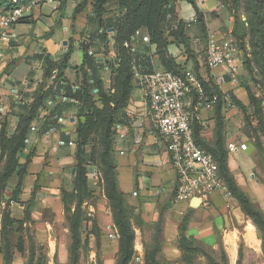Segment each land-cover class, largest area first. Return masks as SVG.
<instances>
[{"label":"rangeland","instance_id":"1","mask_svg":"<svg viewBox=\"0 0 264 264\" xmlns=\"http://www.w3.org/2000/svg\"><path fill=\"white\" fill-rule=\"evenodd\" d=\"M76 1L74 10L82 0ZM239 1V16L241 21L245 22L247 37L246 50H243V63L236 76L235 85L236 88H242L240 93L242 98L239 99L245 105V109H240L233 102L232 96L237 95L232 88L226 87L227 92H224L215 79H212L213 85H217L223 97L218 94L214 109L209 112L207 119L196 121L194 125L196 124L200 144L225 157L237 184L252 197L254 203L264 213V65L253 46L256 33L249 29L248 20L252 16L251 0ZM221 4L224 6L223 3ZM224 7L229 13L232 31L235 27V19L229 9ZM92 11L91 5L82 11L86 26L83 32L77 31L80 33V38L82 34L94 33L97 28V23L90 16ZM72 16L74 17V11ZM73 40L72 36L71 43ZM111 42L112 40L109 42L108 52H104V56H110L108 63L110 67L113 54H116V49ZM185 60V58L181 60L182 64H186ZM203 68L206 73L210 71L205 64ZM100 70L105 86L111 88L113 86L112 71L103 69V65ZM138 87L141 86L138 84ZM250 90L258 99V104L251 103ZM225 96L229 100L224 99ZM220 97L221 103H219ZM95 103L102 106V100H95ZM8 112L0 115V129L7 123ZM18 112V108L13 111V113ZM69 113L76 117L73 139L76 150V128L80 119L84 117L77 108L65 111L64 116L66 118L72 116ZM211 119L214 120L212 123H210ZM121 127V124H116L117 132L112 138V146L108 151L109 164L114 166L117 183L121 155L117 145ZM99 137V132L94 130L90 136V142L84 147V152L89 154V163L81 165L82 175L87 178L86 181L74 183L72 169L66 170L68 176L64 184L66 188L64 207L60 206V200L54 197L49 206L44 205L42 198L45 194L42 189L48 184L47 181L43 184L29 182L20 191L19 184L17 185L19 168L16 166L24 163L25 157L20 154L10 156L8 152L1 155L0 147V264H123L124 236L118 224L116 211L119 207L118 202L127 210V217L134 231V252L126 260V264H152L150 253V256L154 254L158 264H180L167 262L161 257V224L144 222L129 205L126 195L121 192L119 183L117 189L121 193V199L110 198L105 177L107 165L104 164L103 147L98 145ZM234 139L238 145L245 143L248 148L234 153L229 149V142ZM69 145L71 144L67 147H71ZM26 146L32 145L28 143ZM76 163L77 161H74L73 165ZM234 165L238 175L234 173ZM94 169L97 170L94 171ZM227 196L228 200L234 203L231 208V229L235 231L233 242L236 239L238 243V257H240L241 248L242 264H264L261 231L253 219L241 209L237 199L231 193ZM13 219L15 221H12ZM250 226L254 230V239L248 234ZM134 227H140L148 239L144 244L143 254L136 249ZM196 245L199 249L194 253L195 264H237V259L236 262H230L223 246L212 249L200 241H197Z\"/></svg>","mask_w":264,"mask_h":264},{"label":"crops","instance_id":"2","mask_svg":"<svg viewBox=\"0 0 264 264\" xmlns=\"http://www.w3.org/2000/svg\"><path fill=\"white\" fill-rule=\"evenodd\" d=\"M76 4V0L41 2L26 12L25 20L14 24L6 35L3 36L0 33V103L10 105L9 112L17 108L11 106V102L15 101V94L12 90L18 92L20 99L31 100L30 95L37 84L43 80L44 69L42 63L35 57L37 53L45 51L51 54L53 59L60 61L69 52L72 44L73 52L66 76L71 82L76 80V67L82 63L83 59L80 39L90 35L89 33L82 34L80 38V33L77 32L84 31L86 20L82 12L77 14L76 19L72 16ZM196 4L204 15L205 30L202 22L197 18L193 4L186 0H176L174 9L177 18L188 23V34L192 40L191 47L197 54L201 65V75L205 78L210 75L214 77L226 70L219 67L209 69L210 71L206 73L203 68L205 61L202 53L206 48L209 34L222 38L231 32L230 17L219 0H196ZM145 34L148 32L144 27L139 31L138 38L141 39ZM72 36L74 40L71 43ZM65 41H68V44H64ZM111 44L114 45V41ZM168 48L170 54L178 55L179 63H182L181 60L185 58V66L193 68L194 63L188 59L182 44L171 42ZM152 49V52H155V46ZM99 56L103 58L104 53H99ZM115 56L114 53L113 57ZM153 56L155 64H159L156 54ZM14 59L13 65L6 73L7 66ZM99 61L104 60L99 59ZM72 65L75 67H71ZM228 76L227 82L221 85L222 90L227 92L226 87H230L238 98H242L240 94L242 88H236L235 85L237 79ZM49 101L51 100L47 102ZM213 109L214 107L202 110V121L207 119L209 112ZM125 112L129 116V121L119 130L120 137L117 146L121 150V155L118 183L129 205L135 209L144 222L161 224V257L167 262L183 264L184 251L180 243V228L186 219L188 236H193L212 249L223 246L230 262H236V259L238 262V243L236 239L233 242L235 231L231 229V208L234 203L229 201L228 196L223 193L214 194L208 204H201L196 208L191 207V202L176 201L174 199L175 171L165 144L152 122L148 103L141 87L134 90ZM69 114L72 115V113ZM17 120L18 115H9L7 130L9 132L11 129L10 134L15 130ZM213 121L211 119L210 123ZM75 122L74 115L67 118L63 115L60 118V126L54 131L43 135L32 132L29 142L32 146H27L24 151V153H29L33 149L34 155L28 168L29 171L24 177L22 190L29 182L43 184L47 181L48 184L42 189L45 194L42 200L46 206L50 205L54 197L60 200V206L64 207L62 189L67 181L66 170L73 169L75 161L73 140ZM63 132L69 134L70 141L61 145L59 142L63 139ZM230 142H236V139ZM68 144H71L69 145L71 147H67ZM235 169L234 165V173L238 175ZM74 172L75 168L73 176ZM250 228L251 226L248 234L254 239L255 236L250 235ZM134 229L136 249L143 254V247L148 239L140 227H134Z\"/></svg>","mask_w":264,"mask_h":264},{"label":"trees","instance_id":"3","mask_svg":"<svg viewBox=\"0 0 264 264\" xmlns=\"http://www.w3.org/2000/svg\"><path fill=\"white\" fill-rule=\"evenodd\" d=\"M34 0H0V10H9L21 5H27ZM38 1V0H37ZM176 0H82L75 8L74 17L85 10L88 5L92 6L91 18L97 23L94 33L90 34L87 40L80 43L82 51V63L76 67V80L71 82L66 76V70L70 66V58L73 52L72 44L69 52L60 61L53 59L52 55L42 51L35 55L37 60L42 61L44 69L43 80L39 82L30 95L31 100L21 98L19 101H12L11 106L19 109L18 113L14 110L8 112L18 115L15 130L10 134L7 130V123L0 129L1 155L8 152L10 156L20 154L25 157V162L18 164V183L20 191L24 183V177L28 173V168L34 155L33 149L29 153H24L28 144L27 139L32 134V125L38 120L41 108L46 112L42 115V124L38 134L43 135L51 128L60 126V118L65 111L77 108L84 119H80L77 124V148L75 150L74 183L86 181L82 175L81 165L89 163L88 153L84 152V147L90 142V136L94 130L99 132L98 145L103 147L104 164L107 165L105 177L107 181L108 194L112 199H121L118 191V183L113 165L110 163L108 151L112 146V138L117 132L116 124H126L129 116L125 109L128 107L134 90L138 87L135 73H148L156 68H164L176 73H184L187 68L185 64L179 63L177 57L169 53L171 42L182 44L188 59L194 63L193 71L200 76L209 92L223 93L217 85L212 83L213 77L210 75L205 78L201 75V65L197 54L191 47V38L188 34V23L177 18L174 2ZM196 8L197 18L202 22L204 30V15L199 10L196 0H186ZM232 13L235 19V27L232 34L237 39L242 50H246L247 30L245 22L239 16V0H219ZM251 18L248 20L250 30L256 33L253 46L258 54L260 61L264 65V0H251ZM26 16L21 19L25 20ZM147 28L150 36L149 42H143L138 38V32L142 28ZM110 40L114 41L116 56L113 57L111 67L108 65L110 59L104 56V61H99V53H106L109 50ZM155 46V52L153 51ZM154 53V54H153ZM157 56L159 64H155L154 56ZM15 59L7 66L14 63ZM245 62V61H244ZM107 64V65H105ZM108 69L113 74V86L107 88L104 84L100 68ZM229 77V76H228ZM216 88V89H215ZM97 89V91H96ZM113 91V92H112ZM252 104H258V99L251 90L249 91ZM67 97V100H62ZM226 99V96L224 97ZM48 100L53 104L49 105ZM95 100H102V106L95 103ZM233 102L240 109H245V105L237 96H232ZM221 97L220 102L221 103ZM218 103V104H219ZM196 125V124H195ZM194 125V135L197 137ZM62 138L69 142L70 136L63 132ZM200 143V142H199ZM97 146V144H94ZM204 147V146H203ZM208 149V148H206ZM209 150V149H208ZM211 151L215 158L219 159L220 173L223 180L234 198L239 202L241 209L246 215L250 216L262 235V248L264 252V213L254 203L252 197L244 191L236 182L234 175L230 172L225 157L215 151ZM24 153V154H23ZM73 169L71 172L73 173ZM65 187L62 189L63 200L65 197ZM122 192V191H121ZM123 193V192H122ZM117 216L118 224L124 236L123 243V264L133 254L134 231L130 226L127 210L118 202ZM12 221H15L14 219ZM193 236L186 234V219L180 228V243L184 251L183 264H195L194 253L199 249ZM149 257L152 264H158L154 254ZM237 264H242V249L239 251ZM150 264V263H148Z\"/></svg>","mask_w":264,"mask_h":264},{"label":"built area","instance_id":"4","mask_svg":"<svg viewBox=\"0 0 264 264\" xmlns=\"http://www.w3.org/2000/svg\"><path fill=\"white\" fill-rule=\"evenodd\" d=\"M45 1L55 0H34L27 5L0 10V33L6 35L14 24L25 17L26 12ZM87 39L88 37H82L80 43ZM142 40L149 42V34L143 35ZM173 55L178 57L176 54ZM202 57L211 70L225 68L226 71L213 77L217 85L221 86L227 82L228 75L236 79L243 63V50L232 31L222 38L209 34ZM107 58L110 59V56ZM135 76L144 91L152 122L170 155L176 175L174 199L192 202L193 199L200 198L202 204H208L216 193L229 195L217 159L196 140L194 135V122L202 120L203 109L215 106L217 94L209 92L203 79L188 67L182 74L156 68L144 74L136 70ZM12 93L15 94V100L19 101L18 92L12 90ZM62 100H67V97H62ZM226 100H229L227 96ZM47 103L53 104L52 101ZM9 109L10 105L0 103V115L6 114ZM45 112L46 110L41 108L38 120L32 125L33 132H39L42 115ZM55 129L51 128L48 132ZM27 142H30V138ZM59 143L63 145L66 141L62 139ZM247 148L245 143L240 145L236 142L229 143V149L233 152Z\"/></svg>","mask_w":264,"mask_h":264},{"label":"water","instance_id":"5","mask_svg":"<svg viewBox=\"0 0 264 264\" xmlns=\"http://www.w3.org/2000/svg\"><path fill=\"white\" fill-rule=\"evenodd\" d=\"M64 44H68V41H65ZM99 59H103V58H99ZM71 67L74 68L75 66L72 65ZM201 204H202L201 199L200 198H195L191 202V207L196 208V207L200 206Z\"/></svg>","mask_w":264,"mask_h":264},{"label":"bare ground","instance_id":"6","mask_svg":"<svg viewBox=\"0 0 264 264\" xmlns=\"http://www.w3.org/2000/svg\"><path fill=\"white\" fill-rule=\"evenodd\" d=\"M250 235H251L252 237H254V230H253L252 227L250 228Z\"/></svg>","mask_w":264,"mask_h":264}]
</instances>
